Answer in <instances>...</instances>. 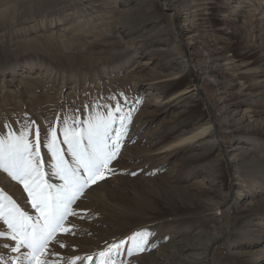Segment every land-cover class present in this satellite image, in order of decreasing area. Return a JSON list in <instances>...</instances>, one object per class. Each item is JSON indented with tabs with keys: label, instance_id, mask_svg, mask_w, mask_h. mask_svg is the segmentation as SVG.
<instances>
[{
	"label": "rangeland",
	"instance_id": "obj_1",
	"mask_svg": "<svg viewBox=\"0 0 264 264\" xmlns=\"http://www.w3.org/2000/svg\"><path fill=\"white\" fill-rule=\"evenodd\" d=\"M0 12V140L28 131L38 183H64L50 129L76 167L65 127L117 105L131 116L113 124L120 151L45 264H264V0H0ZM189 86L196 95L177 100ZM0 193L35 221L2 169ZM14 246L0 238V264L29 251Z\"/></svg>",
	"mask_w": 264,
	"mask_h": 264
},
{
	"label": "snow or ice",
	"instance_id": "obj_2",
	"mask_svg": "<svg viewBox=\"0 0 264 264\" xmlns=\"http://www.w3.org/2000/svg\"><path fill=\"white\" fill-rule=\"evenodd\" d=\"M117 113L120 115L117 116ZM117 119L122 127L125 121H130L131 116L130 113L124 114L123 109L117 105L115 111L110 110L106 117L90 118L85 122L86 127L81 130L65 127L63 143L67 145L68 153L76 167H70L64 159L56 146L58 143L56 130L50 129L49 147L56 160L54 175L64 181L56 188L37 182L42 181L43 173L40 172V162L34 159L38 156V151H33V145L27 138V130L19 137H10L7 142L0 140V169L23 185L31 198L32 207L39 213L33 221V218L22 212L10 198L0 193V221H3L8 230H0V238L15 242L11 249L13 252L19 253L21 248L29 250L18 256L15 264H45L40 257L44 255L49 242L63 228L71 212V206L91 184L106 178L104 170L108 169L121 148L120 135L123 133H117L115 138L111 135ZM64 123L68 124L67 121ZM36 137L38 143V129ZM131 239L137 252L145 250L140 243H136V237ZM125 243L126 241H121L120 244L111 247L118 252ZM100 255L105 256L106 253L102 252ZM89 259L91 260V257Z\"/></svg>",
	"mask_w": 264,
	"mask_h": 264
},
{
	"label": "bare ground",
	"instance_id": "obj_3",
	"mask_svg": "<svg viewBox=\"0 0 264 264\" xmlns=\"http://www.w3.org/2000/svg\"><path fill=\"white\" fill-rule=\"evenodd\" d=\"M10 9L6 8L3 13L6 14V12H8ZM1 13V12H0ZM7 16V15H6ZM2 17V16H1ZM5 18V17H4ZM196 91L197 88L193 87V86H189L187 88H185L184 90L179 91L177 94V100L179 101H184L187 98H192L194 95H196ZM208 126V125H207ZM209 127H200L197 131H195L194 134H192V138L193 140H195L196 138H199L201 136H204L205 133L207 131H209ZM170 148V147H169ZM219 209V205H215V204H208V206L205 207V210L207 212H209V215H213V213L217 212V210Z\"/></svg>",
	"mask_w": 264,
	"mask_h": 264
}]
</instances>
